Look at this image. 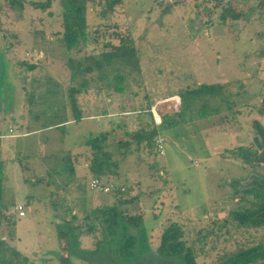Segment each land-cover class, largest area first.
<instances>
[{"label": "rangeland", "instance_id": "1", "mask_svg": "<svg viewBox=\"0 0 264 264\" xmlns=\"http://www.w3.org/2000/svg\"><path fill=\"white\" fill-rule=\"evenodd\" d=\"M200 3L122 0L105 16L99 14L100 5H89L88 41L80 51L67 52L58 40L57 2L42 11L27 4L12 7L0 0V163L5 174L3 199L16 220L12 240H8L7 228L0 234L36 264H179L178 257L160 258L156 253L160 234L170 222L184 228L197 264H216L239 250L264 244V227L246 229L233 219L234 211L255 202L248 186L264 175L260 165L246 168L233 154L257 136L253 121L264 122L259 112L264 96L256 94L255 84L247 81L250 28L225 37L215 16L205 28ZM236 23L238 29L244 20ZM128 31L140 70L122 69L128 73L123 80L125 90L120 92L107 85L108 79L84 74L89 77L88 91L77 95L81 117L75 116L67 91L77 88L84 75L67 66L68 58L98 54L103 38L118 44L110 34ZM223 32L228 36L227 30ZM32 62L35 69H27L26 64ZM112 68H104L107 78L116 72ZM239 80L244 85L236 86ZM224 82L231 86L225 92L240 93L185 96L200 84ZM152 111L161 117L160 125L153 123ZM137 129L154 130L162 138L164 153H158L154 142L153 149L129 143L124 154H114L119 173L100 179L126 189L123 196L133 201L124 210L141 214L143 223L128 232L113 233L111 240L107 232L96 230L81 235L75 249H61L56 212L65 217L67 208H72V213L81 216L85 210L116 200L112 190L91 189L94 177L86 166L90 152L86 140L107 132L108 146L115 150L118 140H127ZM21 163L28 165L27 170ZM40 175L50 183L25 181ZM28 195L32 196L29 201ZM19 205L24 216L18 214ZM127 233L137 236L134 252L139 255L134 260L118 256L113 244Z\"/></svg>", "mask_w": 264, "mask_h": 264}, {"label": "trees", "instance_id": "2", "mask_svg": "<svg viewBox=\"0 0 264 264\" xmlns=\"http://www.w3.org/2000/svg\"><path fill=\"white\" fill-rule=\"evenodd\" d=\"M12 7H23L25 4L34 9L45 11L50 9L55 2L60 7L59 15L61 17V31H58L59 42L67 52L72 50H81V46L85 45L88 41V21L87 12L89 5H100L99 14L102 16L112 13L116 6L120 5L122 0H7ZM101 2L103 3L101 5ZM3 28V20L0 14V32ZM37 33V30L34 31ZM110 39H118V44H112L110 40H101L102 51L98 54H89L80 60L68 58L66 64L73 70V72L86 75L87 73H96L97 77L108 79L107 85H111L115 92L125 90L123 80H125L128 72H122V69L129 71H139V57L134 45V39L131 33L119 35L113 32L109 36ZM40 60V59H38ZM122 65V67L120 66ZM112 66V70L116 71L111 78H107V73L104 74V68ZM35 63L26 64L27 69H35ZM117 68V69H116ZM115 69V70H114ZM81 79L80 85L75 88L71 86L68 88V105L74 111L75 116L81 111L78 107L77 95L83 91H88L87 81L89 77L85 76ZM87 77V78H86ZM86 86V87H85ZM221 84H200L198 88L187 91V94L200 97L203 94H220L222 92ZM231 95L230 91L225 92ZM233 95V94H232ZM179 97V95H177ZM181 103L183 98H180ZM67 122V121H66ZM255 130L257 136L253 141L240 145L233 152L234 155L239 157L242 165L246 168L261 166L264 169V127L255 122ZM129 134V132H128ZM127 140H118L115 150H111L107 143V132H100L94 137L86 140V144L90 150L89 155L86 157L87 168L93 174L94 178H100L106 174H118L119 163L118 158H114V154L118 151L124 154V147L129 143H136L140 145L143 143L148 148L153 149L154 137L156 132L146 131L144 129H137L129 134ZM123 149V150H122ZM125 156L121 155V158ZM21 161V160H20ZM22 164V168L27 170L28 165ZM69 172L74 171L73 165L68 167ZM5 174L2 171L0 163V230L5 227L8 229V240L13 239L12 228L16 223L15 215L11 212V205L3 199V179ZM25 181L31 184H49L50 179L47 176L40 175L34 179L25 178ZM235 181V180H233ZM238 183V180H236ZM233 184L231 183V186ZM248 188L254 192L255 202L248 206L242 207L233 213V219L237 221V225L246 229L264 227V175L255 177L250 182ZM116 200L112 204L96 205L90 210H85L81 216L72 213V208H67L64 214L60 215L58 212L55 216L59 221L56 222L55 231L59 240V247L61 249H75L78 246V239L81 235L91 234L98 230L110 235V240L113 233L116 235L123 229L128 230L138 228L143 223L141 214H129L124 210V205L133 201V198L123 196L126 189L121 191L120 187L112 189ZM130 191V188H127ZM239 194V190H234ZM244 193V191H242ZM27 196V200L31 198ZM27 201V202H28ZM53 208L57 206L53 203ZM57 209V207H56ZM59 216H58V215ZM185 230L182 225L176 222H170L166 225L160 234L159 244L156 248L157 256L160 258H180L179 264H197L196 257L191 247L186 243L184 238ZM7 239L0 234V264H36L34 260L29 259L23 255L15 246L10 245ZM137 236L135 234L127 233L119 241L114 239V247L118 256L124 259H135L139 254H135L137 248ZM73 251V250H72ZM133 259V260H134ZM216 264H264V244L252 245L248 248L239 250L233 254L228 255L223 260H219Z\"/></svg>", "mask_w": 264, "mask_h": 264}, {"label": "flooded vegetation", "instance_id": "3", "mask_svg": "<svg viewBox=\"0 0 264 264\" xmlns=\"http://www.w3.org/2000/svg\"><path fill=\"white\" fill-rule=\"evenodd\" d=\"M201 1L202 4L200 3V8L204 11L203 15L206 21L204 24L205 28L210 27V22L208 21L210 18H213V16L216 17V25L218 26L219 30L228 31V36L222 31L221 34L225 37L233 38L239 30L245 27L250 28L248 42L252 46V49L245 54L246 60H249V66H251L246 71L247 81L252 82L253 85L255 84L253 88L256 94H262L264 96V0ZM239 20H244V23L238 29H235L237 24L236 22ZM211 25L213 26V24ZM233 30L236 32L234 33ZM242 65L245 69V62L242 63ZM228 84V82L221 83V85H223L221 90L224 93L225 89L231 87H229ZM238 85L241 86L244 85V83L239 80L236 86ZM230 93L235 95L239 94L240 92L239 90H235L234 92L230 91ZM262 99L263 101L261 102H263V107L259 109V112L263 113L264 120V97ZM255 122H259L264 127V122L262 123L260 121L254 120V128Z\"/></svg>", "mask_w": 264, "mask_h": 264}, {"label": "built area", "instance_id": "4", "mask_svg": "<svg viewBox=\"0 0 264 264\" xmlns=\"http://www.w3.org/2000/svg\"><path fill=\"white\" fill-rule=\"evenodd\" d=\"M152 121L155 125H160L162 122V119L156 112L152 111ZM154 144L156 146L158 153L163 154L164 149L162 145V138L155 136ZM102 181L103 180H101L100 178H93L92 182L90 183L91 189L96 190V191L99 190L101 192H110L114 188V185L109 184V183H104ZM17 209L19 210V213H18L19 216L25 215L21 205L17 206Z\"/></svg>", "mask_w": 264, "mask_h": 264}, {"label": "crops", "instance_id": "5", "mask_svg": "<svg viewBox=\"0 0 264 264\" xmlns=\"http://www.w3.org/2000/svg\"><path fill=\"white\" fill-rule=\"evenodd\" d=\"M23 134H28V133H23ZM23 134H22V135H23Z\"/></svg>", "mask_w": 264, "mask_h": 264}]
</instances>
